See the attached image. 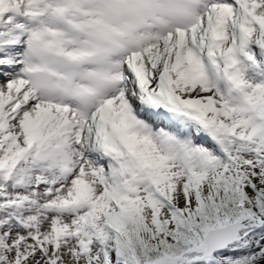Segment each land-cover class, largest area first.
<instances>
[{
    "label": "snow or ice",
    "instance_id": "1",
    "mask_svg": "<svg viewBox=\"0 0 264 264\" xmlns=\"http://www.w3.org/2000/svg\"><path fill=\"white\" fill-rule=\"evenodd\" d=\"M0 264H264V0H0Z\"/></svg>",
    "mask_w": 264,
    "mask_h": 264
}]
</instances>
